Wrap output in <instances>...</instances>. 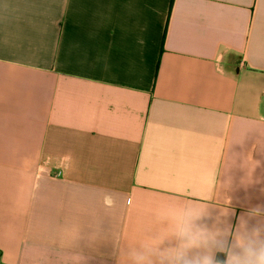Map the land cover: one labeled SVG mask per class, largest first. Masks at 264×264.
I'll list each match as a JSON object with an SVG mask.
<instances>
[{
  "label": "crops",
  "instance_id": "crops-1",
  "mask_svg": "<svg viewBox=\"0 0 264 264\" xmlns=\"http://www.w3.org/2000/svg\"><path fill=\"white\" fill-rule=\"evenodd\" d=\"M229 198L264 203V0H0L3 264H132Z\"/></svg>",
  "mask_w": 264,
  "mask_h": 264
},
{
  "label": "clouds",
  "instance_id": "clouds-1",
  "mask_svg": "<svg viewBox=\"0 0 264 264\" xmlns=\"http://www.w3.org/2000/svg\"><path fill=\"white\" fill-rule=\"evenodd\" d=\"M228 206L211 225L203 212L178 211L173 239L142 245L130 254L132 264H264V203L248 206L238 216L231 198Z\"/></svg>",
  "mask_w": 264,
  "mask_h": 264
},
{
  "label": "trees",
  "instance_id": "trees-1",
  "mask_svg": "<svg viewBox=\"0 0 264 264\" xmlns=\"http://www.w3.org/2000/svg\"><path fill=\"white\" fill-rule=\"evenodd\" d=\"M0 264H3L2 261H1V253H0Z\"/></svg>",
  "mask_w": 264,
  "mask_h": 264
}]
</instances>
